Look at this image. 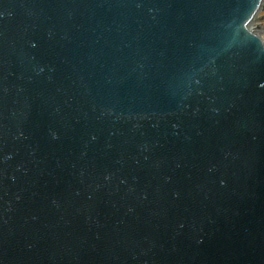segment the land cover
Returning a JSON list of instances; mask_svg holds the SVG:
<instances>
[{"label": "water", "instance_id": "obj_1", "mask_svg": "<svg viewBox=\"0 0 264 264\" xmlns=\"http://www.w3.org/2000/svg\"><path fill=\"white\" fill-rule=\"evenodd\" d=\"M264 0H0V264H264Z\"/></svg>", "mask_w": 264, "mask_h": 264}, {"label": "rangeland", "instance_id": "obj_2", "mask_svg": "<svg viewBox=\"0 0 264 264\" xmlns=\"http://www.w3.org/2000/svg\"><path fill=\"white\" fill-rule=\"evenodd\" d=\"M261 23H262V25H263V32H264V18H263V20L261 21ZM262 38L264 39V33H263V35H262Z\"/></svg>", "mask_w": 264, "mask_h": 264}]
</instances>
